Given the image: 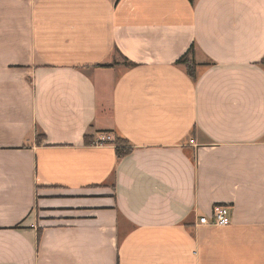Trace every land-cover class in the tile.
Returning <instances> with one entry per match:
<instances>
[{"label":"crops","instance_id":"0c3cea01","mask_svg":"<svg viewBox=\"0 0 264 264\" xmlns=\"http://www.w3.org/2000/svg\"><path fill=\"white\" fill-rule=\"evenodd\" d=\"M0 264H264V0H0Z\"/></svg>","mask_w":264,"mask_h":264},{"label":"built area","instance_id":"2783aa9c","mask_svg":"<svg viewBox=\"0 0 264 264\" xmlns=\"http://www.w3.org/2000/svg\"><path fill=\"white\" fill-rule=\"evenodd\" d=\"M114 142L112 134L100 133L94 140V144L103 145ZM231 223L230 207L225 204H216L210 216H200L198 225L226 226Z\"/></svg>","mask_w":264,"mask_h":264},{"label":"trees","instance_id":"16d2710c","mask_svg":"<svg viewBox=\"0 0 264 264\" xmlns=\"http://www.w3.org/2000/svg\"><path fill=\"white\" fill-rule=\"evenodd\" d=\"M193 2V0H190ZM193 45L190 47L188 52H186L179 60L178 63H181L185 66L187 74L192 80L196 79V62L192 56ZM39 137V136H38ZM115 144V154L117 159L128 155L132 151V147L129 146L128 141L121 138L114 139Z\"/></svg>","mask_w":264,"mask_h":264}]
</instances>
